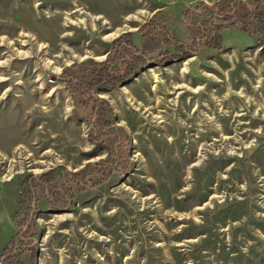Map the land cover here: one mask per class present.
Instances as JSON below:
<instances>
[{
  "label": "rangeland",
  "instance_id": "obj_1",
  "mask_svg": "<svg viewBox=\"0 0 264 264\" xmlns=\"http://www.w3.org/2000/svg\"><path fill=\"white\" fill-rule=\"evenodd\" d=\"M218 1L0 0V264H264V43L228 29L218 54L98 90L127 134L103 146L59 79L150 22L188 43L182 11ZM107 160L101 186L60 210L30 197L16 226L24 182Z\"/></svg>",
  "mask_w": 264,
  "mask_h": 264
},
{
  "label": "trees",
  "instance_id": "obj_2",
  "mask_svg": "<svg viewBox=\"0 0 264 264\" xmlns=\"http://www.w3.org/2000/svg\"><path fill=\"white\" fill-rule=\"evenodd\" d=\"M181 22L188 43L175 38L169 27L150 22L137 33L127 32L114 39L104 61L88 60L62 70L59 79L64 81L74 104L90 110L88 135L94 145L103 146L104 139L112 136L116 140H127L125 131L114 125L113 110L106 100L98 97V90L122 86L150 67L167 66L193 55L205 60L212 56L211 53L218 54L225 49L222 33L228 29L244 32L255 44L264 43V0H219L212 5L201 3L185 8ZM74 117L80 118L76 113ZM110 166L108 160L99 161L88 164L82 173H69L58 167L34 178L30 184L24 182L19 192L22 200L13 218L16 226L26 225L23 214L25 208L31 209L25 206L30 197L33 200L46 199L51 210L71 207L76 193L73 191L85 190L88 185L89 188L101 186L110 176ZM65 181L72 183L73 187ZM12 243L13 240L9 245ZM6 263L21 264L13 257H8Z\"/></svg>",
  "mask_w": 264,
  "mask_h": 264
},
{
  "label": "bare ground",
  "instance_id": "obj_3",
  "mask_svg": "<svg viewBox=\"0 0 264 264\" xmlns=\"http://www.w3.org/2000/svg\"><path fill=\"white\" fill-rule=\"evenodd\" d=\"M77 11V10H76ZM115 14H117V13H115ZM117 16V15H116ZM129 15H127V17H128ZM130 18V17H129ZM136 18V17H135ZM117 19V18H116ZM133 19H134V17H133ZM105 20V18H104V16L103 15H98V17L93 21V23H92V25H90V28L92 29V31H96V23L98 22H100L101 24H102V26H105L107 23L104 21ZM135 20V19H134ZM137 20V19H136ZM125 21V20H124ZM141 21V20H140ZM98 29V28H97ZM123 29H128V30H132L131 28H130V26H128V25H124L122 28H117V29H115V31L114 32H112L110 35H107V36H102V39H104L105 41H109V39L110 38H112V37H114L115 35H117L119 32H121V31H123ZM60 31V30H59ZM53 33H54V31H53ZM14 52H15V50H14ZM28 54L29 53H24V56H28ZM86 57V56H85ZM10 58V57H9ZM187 61V60H186ZM48 63V62H47ZM58 68V67H57ZM53 71V70H52ZM60 71V69L58 68L57 69V72H59ZM54 72V71H53ZM5 79V78H4ZM1 80V79H0ZM44 166H46V165H44ZM32 171H39L38 169H32ZM9 175H11V174H9Z\"/></svg>",
  "mask_w": 264,
  "mask_h": 264
},
{
  "label": "built area",
  "instance_id": "obj_4",
  "mask_svg": "<svg viewBox=\"0 0 264 264\" xmlns=\"http://www.w3.org/2000/svg\"><path fill=\"white\" fill-rule=\"evenodd\" d=\"M53 82H54L53 80H49V83H51V84H52Z\"/></svg>",
  "mask_w": 264,
  "mask_h": 264
}]
</instances>
